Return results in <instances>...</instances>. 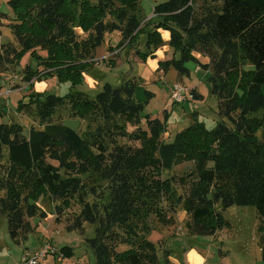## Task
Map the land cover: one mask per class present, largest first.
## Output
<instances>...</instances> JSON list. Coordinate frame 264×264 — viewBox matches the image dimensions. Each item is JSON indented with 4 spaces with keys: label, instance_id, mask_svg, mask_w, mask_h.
I'll return each mask as SVG.
<instances>
[{
    "label": "trees",
    "instance_id": "obj_1",
    "mask_svg": "<svg viewBox=\"0 0 264 264\" xmlns=\"http://www.w3.org/2000/svg\"><path fill=\"white\" fill-rule=\"evenodd\" d=\"M141 1L9 0L14 16L0 13L15 39L1 43V55L21 61L29 54L36 63L26 69L30 92L17 110L32 111L41 125L25 135L22 124L1 120L0 108V215L10 237L21 244L33 232L31 220L48 216L41 200L53 202L57 219L77 203L80 211L68 228L95 227L87 239L95 264H160V250L148 237L151 216L168 225V212L182 208L190 216L189 235L214 236L229 225L225 210L253 206L262 220L264 262V0H166L155 5L146 26L132 13ZM115 32L118 48L145 36V51L137 50L145 63L157 58L168 32L173 56L160 60L157 71L174 68L189 77V62L210 70L222 120L212 129L196 120L166 141L168 113L163 119L143 115L155 93L140 79L106 82L94 95L78 90L97 62V49ZM51 77L71 90L33 89ZM65 109L88 122L83 133L62 121ZM190 162L195 170L180 179L189 185L183 194L163 174ZM91 174L105 187L88 184ZM60 253L74 256L69 246Z\"/></svg>",
    "mask_w": 264,
    "mask_h": 264
},
{
    "label": "rangeland",
    "instance_id": "obj_2",
    "mask_svg": "<svg viewBox=\"0 0 264 264\" xmlns=\"http://www.w3.org/2000/svg\"><path fill=\"white\" fill-rule=\"evenodd\" d=\"M164 1L166 0H142L140 5L132 9V13L137 14L142 26H146L148 20L154 16L155 5ZM8 2L9 0H0V13L13 17L14 13ZM8 16L7 18H10ZM8 22L0 18V45L15 42L11 30L6 26ZM168 34V32H163L165 45L157 51V59H170L173 56V49L168 44ZM120 40L121 37L116 32L107 36L106 43L97 49L95 66L86 75L84 84L79 86L78 90L94 95L102 89L106 82L119 85L128 78L140 79L148 90L155 93L143 115L150 114L163 119L164 113H168V129L163 135L166 141L173 140L179 131L196 120L204 122L209 129L214 128L217 122L222 120L219 115V100L210 93V70L189 62L187 63L190 70L189 77L179 76L174 68L166 73L157 71L158 67L153 71L150 64L153 60L148 59L146 63H143L137 56V50L145 51L146 49L144 35L140 36L135 44L118 48ZM108 47H112L113 50L108 51ZM1 52L0 49V86H2L0 108L3 109L1 120L22 124L24 134L28 135L32 127H41L39 119L32 111H18L17 105L30 92V83L25 77L26 69L28 66L35 68L36 63L29 54H26L21 61H16L12 57L4 58ZM195 55L202 63L209 61L200 53H195ZM149 60L150 63H148ZM175 84H180L186 89V101L172 102L171 94ZM33 89L41 93L64 95L71 90V84L61 83L57 78L51 77L36 81ZM193 91L202 95L203 99H194ZM61 114L62 121L79 133L86 130L87 121L70 115L66 109ZM224 121L229 122L228 119ZM141 126H145L144 123ZM129 129L132 130L133 127L130 126ZM260 137H263L262 133ZM194 170V163H184L165 172L163 177H173L176 180L175 188L186 194L189 185L183 187L180 179ZM85 178L88 184L97 183L102 187L106 185L95 174ZM89 199L91 200L92 197ZM40 207L47 212L48 216L31 220L33 232L21 244L11 239L7 218L0 215V264H23L22 260L26 252L33 254L41 250L46 243H50L56 249V254H50L39 264H95L94 253L87 244V239L95 235V227L86 224L82 231H73L68 228V225L74 222L75 215L79 213L80 205L73 204L70 209L64 211L60 219H57L54 204L49 198L41 200ZM171 215L173 223L168 225L160 223L154 216H151L148 221L154 228L148 237L157 244L160 250L158 252L160 264H166L165 254L167 252L170 255L169 264H264L261 254L262 233L259 231L262 220L255 207L237 205L229 207L223 212L229 223L228 227L218 231L214 236L189 235L186 223L190 216L182 208L175 213L168 212L167 219ZM64 246L73 248L74 256L63 258L60 250Z\"/></svg>",
    "mask_w": 264,
    "mask_h": 264
},
{
    "label": "built area",
    "instance_id": "obj_3",
    "mask_svg": "<svg viewBox=\"0 0 264 264\" xmlns=\"http://www.w3.org/2000/svg\"><path fill=\"white\" fill-rule=\"evenodd\" d=\"M173 103H182L187 100V91L184 86L175 84L171 94ZM56 253V249L51 244H46L41 250L31 254L26 252L23 256V264H39L50 254Z\"/></svg>",
    "mask_w": 264,
    "mask_h": 264
},
{
    "label": "crops",
    "instance_id": "obj_4",
    "mask_svg": "<svg viewBox=\"0 0 264 264\" xmlns=\"http://www.w3.org/2000/svg\"><path fill=\"white\" fill-rule=\"evenodd\" d=\"M166 39H167V36H166ZM168 39H169V34H168ZM156 56L158 57V55L156 54ZM151 60H153V63H150V60H149V62L148 63H150L151 65H152V69H153V71L158 67V62L160 61V60H164V59H151ZM144 63V62H143Z\"/></svg>",
    "mask_w": 264,
    "mask_h": 264
}]
</instances>
